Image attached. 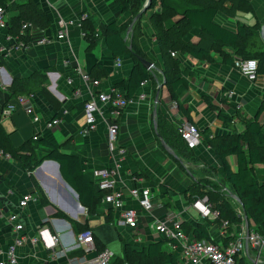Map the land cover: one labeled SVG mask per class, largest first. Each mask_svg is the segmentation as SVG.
<instances>
[{
	"label": "crops",
	"instance_id": "crops-1",
	"mask_svg": "<svg viewBox=\"0 0 264 264\" xmlns=\"http://www.w3.org/2000/svg\"><path fill=\"white\" fill-rule=\"evenodd\" d=\"M34 1L48 14L51 25L43 28L32 25V40L23 41L28 45L27 48L15 47V42L8 38V31L0 30V44L9 48L6 52H0V121L15 146H21L31 137L38 135L60 146L64 152L78 155L85 174L96 188L98 187L94 182V169L116 167L115 185L126 193L124 207H132L139 212L140 224L137 227L117 225L119 211L103 200L97 211L90 214L80 202L76 190L64 178L60 164L55 160H45L41 171L38 172L41 168L39 166L29 173L15 158L0 157V206L5 214L17 210L18 202L24 194L31 193L35 196L38 190L42 196L41 200H31L28 206L20 211L21 221L28 234L34 235L37 229L44 225V219L49 218L44 227L47 226L52 233L60 235L56 249H66L70 257H78V264H86L95 255V252L85 253L78 248V235L83 232V226L93 232L97 249L109 247L119 259H125V244L141 249L149 243L165 241L162 249L172 253L177 261L172 263L167 260L165 264H182V246L177 245L174 248L173 242L158 233L154 227L155 221L163 218L169 208L175 209L183 221H188L194 227L203 222L214 240H222L223 225L215 222L213 217L203 218L192 206L194 200L189 198V189L194 182L200 187L207 186L205 181L215 178L213 166L217 169L216 175L225 176L222 162L204 142L193 149L198 157L197 161L186 158L178 147V142L175 149L166 142L172 151L166 149L162 139L166 141V137H169L174 141L175 137L173 130H167L164 123L159 128L158 120L161 116L165 123L177 127L183 121H190L201 131L209 128L214 135L242 131L243 118L253 117L264 99V75L251 82L238 68L224 63L218 52H212L214 62L198 60L187 53L184 55L185 60L180 58L182 73L179 75L185 84L180 85L177 90L180 102L189 112L185 114L172 99L170 85L161 69L155 65L152 70L157 91H154L155 83L152 80L140 87L118 121L119 140L127 150L118 166L119 155L112 153L108 144L107 124L111 122L109 105L102 107V112H98L95 130L87 136H83L80 131L87 124L86 103L95 95L108 91L117 82L127 78L133 69L132 55L125 53L115 57L106 39V25L114 21L119 25L126 22L132 16L131 10L123 11L116 0ZM130 1L133 5L136 0ZM255 2L260 6L257 5L260 16L258 18L264 22V8L260 5L264 2ZM85 16L88 18L87 24L81 27L79 23ZM221 16L227 18L218 14L217 21L234 30L240 21L247 24L253 22L251 14L239 16V19L232 21L234 24H229L226 19L221 21ZM9 17L8 12V19ZM61 18L76 22L69 28L65 39L57 38V23ZM142 24V50L152 61H157L163 66L162 52L149 18ZM84 27L88 31L87 37ZM197 31L200 29L193 28L186 39L193 43L199 42ZM124 35L125 39L130 41L131 33L128 30ZM260 35L264 42V28ZM43 38L49 41L42 42ZM226 50L233 54L232 49ZM118 58L122 60L119 67L116 66ZM96 65L104 66V74L103 69L97 68ZM78 67L83 74L89 75V79L83 78L77 70ZM36 71L46 74L47 94L37 93L32 97V103L42 118L41 122L34 123L22 106L12 114L4 113L7 104L16 101V98L10 100V87L14 80L29 77ZM95 79L101 81L99 86L93 84ZM68 80L73 83L69 84ZM77 90L80 91L79 96L75 95ZM230 90L236 93L232 100L227 95ZM141 93L145 96L142 97ZM235 103H241L242 108L237 109ZM221 110L235 116L230 128L220 118ZM55 117L61 118V124L54 128L46 127L45 122ZM260 120L264 124V112ZM33 145L39 156L49 150L42 144L34 142ZM231 160L233 161V157ZM58 170L66 183L58 176ZM256 173L262 181L264 166L258 164ZM132 187H146L151 190L152 201L156 205L152 211H145L137 199L128 195ZM191 210L195 211L196 216ZM5 214H0V259H6V251L13 238V229ZM245 217L246 214L244 226L240 223L234 226L236 235L245 234ZM76 222L80 223L79 230ZM248 223L250 226L254 224L249 219ZM257 254L250 246H246L239 259L243 260V264H252ZM263 256L264 250L261 259ZM64 261L65 258L53 259L50 249L43 245L28 243L20 248L17 264H62Z\"/></svg>",
	"mask_w": 264,
	"mask_h": 264
},
{
	"label": "trees",
	"instance_id": "trees-1",
	"mask_svg": "<svg viewBox=\"0 0 264 264\" xmlns=\"http://www.w3.org/2000/svg\"><path fill=\"white\" fill-rule=\"evenodd\" d=\"M116 1L123 11L131 10L132 12V16L126 22L119 25L114 21L106 25L107 43L114 56L118 57L130 53L134 60L130 75L115 84L116 87L125 89L128 99H132L136 95L143 81H154L153 70L147 69L138 58L142 56L152 60L142 50L140 42L143 36L142 23L146 18H149L167 68L161 66V63L157 61L154 63L161 69L167 83H169L172 99L178 103L185 114L189 112L180 102L177 93L180 85L185 84L184 79L179 75L182 66L181 59L179 56H173L172 52L178 53L184 49L192 57L209 62H214L212 52H218L222 56L223 62L231 66H235V58H255L259 62L258 73L264 75V42L258 28L245 23H237L234 30L217 21V15L221 14L222 10H240V4L248 5V0H153L149 9L142 14L140 19L134 22L130 31V41L125 39L124 34L143 9L147 0H136L133 5L130 0ZM158 1L160 9L156 10L155 6ZM226 2L231 6L228 7L225 4ZM0 5L10 13L7 25L8 34L20 41L32 40V25L42 28L51 25L48 14L34 0H0ZM87 20L88 18L82 21V26L87 24ZM26 23L29 26L24 29L23 26ZM193 28L200 29L201 34L208 38L207 42H203V38H200L197 43L187 40L185 34L188 29ZM85 29L87 37L88 31L87 28ZM91 32L93 33V30ZM226 48L232 49L234 53H229ZM96 67L102 68L104 74L106 69L103 65H96ZM154 83V91H157L156 81ZM10 93V100L23 95L47 94L45 72L36 71L29 77L16 78L10 87ZM263 112L264 99L253 117L243 118L244 129L242 131L214 135L209 128L200 130L202 141L214 151L222 162L225 173L222 184L229 187L231 192L240 198L244 214L254 222L257 230L262 235H264V179L260 181L256 172L258 164L264 166V124L260 120ZM219 116L227 127L232 126L235 116L226 114L222 110L219 112ZM163 120L160 116L158 120L159 128L164 123L167 130H173L172 134L175 137L174 141L166 137V142L174 149L177 148L176 142H178V147H180L183 155L197 161L198 157L195 156L194 150L182 138L178 127L171 123H165ZM34 142L47 147L48 152L43 156H39L34 148ZM0 150L10 153L12 158L18 160L25 171L29 173L35 171L45 160L57 161L60 164L64 178L78 193L82 205L88 209L90 214L97 211L105 192L96 188L85 174L78 155L64 152L60 146L55 145L46 138H40L38 135L31 137L21 146H15L1 121ZM232 157L233 161L231 160ZM214 185L201 186L202 189L199 190L200 186L194 182L189 189L191 191L189 198L193 201L195 196H208L210 208L217 212L214 221L224 227L222 241L228 244L236 239L233 228L240 223L241 214L234 207L231 200ZM205 187L208 189L205 190ZM35 194L41 200L42 196L38 190ZM225 222L227 223L224 224ZM79 224V222L75 224L78 230ZM183 227L186 233H193L197 239L214 240L203 222H199L194 227L188 221H183ZM82 229V231H85L86 226H83ZM164 244L165 241H157L149 243L141 249L125 244V259H119L116 256L113 264H124L125 262L127 264H165L167 260L176 263L174 255L162 249ZM238 262L243 264L242 259H239Z\"/></svg>",
	"mask_w": 264,
	"mask_h": 264
},
{
	"label": "built area",
	"instance_id": "built-area-1",
	"mask_svg": "<svg viewBox=\"0 0 264 264\" xmlns=\"http://www.w3.org/2000/svg\"><path fill=\"white\" fill-rule=\"evenodd\" d=\"M85 18L86 16L83 19ZM75 23L76 22L72 19H59L57 23V38L65 39L68 35L69 28ZM7 25L8 11L0 5V30H7ZM79 25L82 27V22H80ZM28 26L29 24L26 23L23 28L25 29ZM8 38L15 42V47H28L23 41L18 40L10 34H8ZM47 41H49V39H42V42ZM8 50L9 48L0 44V52H6ZM172 55L177 56V52H172ZM121 64L122 60L118 58L116 60V66L119 67ZM235 67L238 68L249 81L255 82L259 79V62L257 59L235 58ZM77 70L82 74L85 80L89 79V75L83 74L80 67H78ZM68 82L69 84L73 83L71 80H68ZM147 83V80L144 81L142 87ZM93 84L99 86L101 81L95 79ZM235 94L234 90H230L227 93L228 98L231 100ZM75 95L79 96L80 91L77 90ZM141 96L144 97L145 94L141 93ZM32 97L33 95L16 97V101L8 103L3 112L12 114L22 106L34 123L41 122L42 118L32 103ZM131 101L132 99L126 97V91L124 88L116 87V85H114L112 88H109L108 91H103L95 95L85 106L87 124H85L84 128L80 131L83 136H87L91 131L97 128L98 112H102L101 108L109 105V117L111 118V122L107 124L108 144L110 151L112 153H118L119 155L118 166L120 165L119 162H121L127 154L126 148L121 145L119 140L118 121L122 112ZM235 104L237 109L242 108L241 103ZM60 124V117H55L45 122V126L48 128H54ZM178 130L182 138L192 149H196L203 142L200 129L196 124L190 121L181 122L178 125ZM0 157L11 159L12 155L0 150ZM116 174V167L96 168L93 171L94 182L99 190L105 192L103 201L111 208L119 211L116 224L137 227L140 224V214L135 208L124 207L126 193L116 187ZM128 195L137 199L141 208L145 211L150 212L156 206L152 201L153 195L149 188L132 187L129 189ZM31 200H38V198L31 193L24 194L18 202L17 210L9 211L6 214L0 206V214H5L6 220L13 229V238L6 251L7 257L6 259H0V264H17L20 248L28 243L33 245L41 244L46 249H50V255L53 259L65 258V261L62 264H78V257H75L76 259L70 257L66 249H56L58 242L60 241V235L52 233L49 227H44V225L49 222V218L44 219V225L39 227L34 235L28 234L24 223L21 221L20 211L26 208ZM192 206L199 211L203 218L213 217V219H215L217 217V212L210 208L207 196L197 197V200L194 199L192 202ZM226 223L227 222L224 224ZM154 227L158 233L163 234L166 239L173 242L172 246L174 248L177 247V245L182 246V264H197L205 262L207 264H240L238 260L240 255L244 253L247 242L250 248L258 253L252 264H260L262 261L261 254L264 250V235L257 230L255 224L251 226L249 225L245 234L236 235V239L228 244H225L222 240L206 241L205 239H197L193 233H186L183 227V220L173 208H169L163 218L157 219ZM78 248L85 253L95 252L94 257L89 259L86 264H113L116 257L115 252L109 247L97 249L94 234L91 230H85L78 235Z\"/></svg>",
	"mask_w": 264,
	"mask_h": 264
},
{
	"label": "rangeland",
	"instance_id": "rangeland-1",
	"mask_svg": "<svg viewBox=\"0 0 264 264\" xmlns=\"http://www.w3.org/2000/svg\"><path fill=\"white\" fill-rule=\"evenodd\" d=\"M153 0H151L150 1V4H151V2H152ZM256 0H248V5H245L244 3H242V4H240V6H241V9L240 10H234V9H232V10H230V11H228V10H222V15L224 16H226L227 18H225L227 21H229L228 23L229 24H234L232 21H235V19L237 20V19H239V16H241V15H244V14H251L252 16H253V22L252 23H249V24H247L246 22H244V21H240V23H245V24H247V25H251V27H254V28H258V30H259V32L261 33V31L263 30V28H264V22H262L258 17H260L259 16V12H258V6L256 5V2H255ZM148 2V1H147ZM263 2H264V0H263ZM226 5H228V7L229 6H231V4H229L228 2H226L225 3ZM260 5H262V7L264 8V3H260ZM260 7V6H259ZM157 8H160V3H159V1H158V3H157V5L155 6V9H157ZM224 13V14H223ZM228 15H229V17H232V18H229L228 17ZM225 19L221 16V21L223 20V21H225ZM198 32V31H197ZM189 33H192V29H188L187 30V32H186V36L189 34ZM198 37H199V40H200V38H203V42H207V37L206 36H204V35H202L201 34V32L199 31L198 32ZM210 45H211V43H210ZM233 51V50H232ZM179 53V54H178ZM177 53V56H175V57H178L179 56V58H181V59H184L185 60V54H187V52L184 50V49H182V50H180L179 52ZM233 53H234V51H233ZM163 59V58H162ZM180 62H181V60H180ZM182 63V62H181ZM162 65L163 66H165L166 68H167V64H166V61H163L162 60ZM181 73H182V71H181ZM146 81V80H145ZM147 81H150V80H147ZM144 82V81H143ZM142 82V83H143ZM141 87H142V85H141ZM208 167H212V166H208ZM213 170L215 171V175L213 176V177H215L213 180H211L210 182H206L205 181V183H208V184H215L214 186L216 187V188H219L220 189V191H221V193H223L224 195H226L230 200H231V202L233 203V205H234V207L235 208H237L238 209V211H239V213L241 214V221H240V224L242 225L243 223H244V216H245V214H244V212H243V208H242V205H241V202H239V203H237L236 201V199H234L231 195H232V192H231V190L229 189V187H227L225 184L223 185L222 184V178H223V176H221V175H216V171H217V169L216 168H214V166H213ZM199 190H201L202 189V187H199L198 188ZM206 189H208L207 187H205V190ZM205 196H207V195H205ZM191 212L196 216V213H195V211L194 210H191ZM242 226H244V224L242 225ZM119 237V236H118ZM260 264H264V256H263V258H262V261H261V263Z\"/></svg>",
	"mask_w": 264,
	"mask_h": 264
},
{
	"label": "water",
	"instance_id": "water-1",
	"mask_svg": "<svg viewBox=\"0 0 264 264\" xmlns=\"http://www.w3.org/2000/svg\"><path fill=\"white\" fill-rule=\"evenodd\" d=\"M147 1H148V2L145 4V6L143 7V9L139 12V14H138V15L136 16V18L134 19L133 23L130 25V27H129V29H128V32L131 31L134 22H135L137 19H140V18L142 17V14L145 13V12L149 9V7H150V1H151V0H147ZM138 58H139V60L145 65V67H146L147 69H152V68L155 67L154 61L149 60V59H147V58H144V57H142V56H139ZM156 98H157V100L159 99V94H157V97H156ZM154 114H156V111H155ZM156 126H157V125H156ZM162 142H163V145H164V147H165L166 149L172 151L171 147L166 143V141H165L164 139H162ZM45 163H46V161H44L41 165H44ZM41 165H40V167H41ZM41 169H42V167L38 169V172L41 171ZM57 174H58V176L64 181V179H63V177H62V175H61V173H60L59 170L57 171ZM64 182H65V181H64ZM65 183H66V182H65ZM231 196H232L234 199H236L237 201L240 202V198H239L236 194L232 193ZM195 200H197V197H195ZM245 219L247 220V228H248V227H249L248 216H246ZM248 234H249V233H248ZM248 246H249V245H248V242H247V247H248Z\"/></svg>",
	"mask_w": 264,
	"mask_h": 264
}]
</instances>
